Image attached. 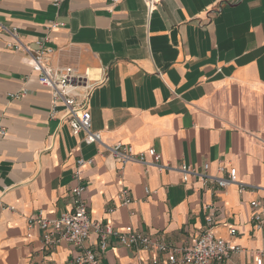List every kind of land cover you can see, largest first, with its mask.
<instances>
[{
	"label": "crops",
	"instance_id": "0c3cea01",
	"mask_svg": "<svg viewBox=\"0 0 264 264\" xmlns=\"http://www.w3.org/2000/svg\"><path fill=\"white\" fill-rule=\"evenodd\" d=\"M54 2L0 0V264H64L76 254L65 242L44 249L27 219L70 210L77 185L86 188L91 218L118 230L132 226L183 246L204 230L205 208L214 206L211 232L244 250L224 264L264 252V224L250 208L254 200L264 206V0H161L152 14L141 0ZM13 32L31 50L48 48L51 69L71 67L93 82L91 129L103 144L135 154L153 148L173 170L138 162L121 170L101 146L50 118L49 91L28 56L13 49ZM79 158L92 163L75 180ZM180 165L210 178L234 168L252 188L239 194L235 184L219 188L212 179L183 183ZM122 189L128 205L118 200ZM94 242L91 235L84 246L94 250ZM101 259L155 264L157 255L110 241Z\"/></svg>",
	"mask_w": 264,
	"mask_h": 264
},
{
	"label": "built area",
	"instance_id": "2783aa9c",
	"mask_svg": "<svg viewBox=\"0 0 264 264\" xmlns=\"http://www.w3.org/2000/svg\"><path fill=\"white\" fill-rule=\"evenodd\" d=\"M122 0H107L110 5H116ZM148 11L152 14L158 7L161 0H141ZM58 0L54 4L57 5ZM15 51H23L31 62V69L37 75L38 83L46 88L50 94L51 113L50 118L65 122L73 136L82 134V142L86 145L97 144L101 146L109 156L117 160L121 166L131 162H138L146 167L155 166L159 170H173L170 166L163 165L161 156L153 148L144 153L135 154L127 145L117 144L106 146L102 143L98 132L91 129V115L88 108L90 93L94 87L93 82L86 76L74 73L71 67L53 70L46 64L50 50L42 45L37 50H31L22 45L13 32ZM11 47V46H10ZM5 131L0 129V135ZM149 158V159H147ZM92 161H85L79 158L73 171V178L79 180V169L84 164H91ZM208 166H204V171ZM181 174L183 183L190 179L198 178L205 182L212 179L219 188H225L230 184L237 186L239 194L244 193L252 186L240 183L237 180L236 170L230 168L226 172V177L210 178L207 174H200L194 168L180 165L177 168ZM223 171V169H221ZM86 188L77 185L70 190L71 208L62 212L57 218H46L43 212L38 211L27 219L29 228L38 227L41 232V244L46 250H51L61 243H69L76 248V254L67 259L64 264H102L101 256L106 251L110 241H115L118 245L145 251L157 255L155 264H224L230 260L234 254L244 252L239 246L231 244L220 237L214 235L211 230L217 224L219 216L218 208L209 206L205 208L204 230L190 243L183 246H175L165 243L162 239H155L149 235L127 226L122 230L113 227L109 222L93 220L90 216L88 206L84 199ZM149 191L146 190V193ZM120 205L130 203V193L127 189H122L118 193ZM3 203L0 196V208ZM252 218L259 227L264 224V217L258 211L264 210L260 201L254 200L250 203ZM218 213V215H217ZM264 214V213H263ZM228 233L234 236L237 230L228 226ZM91 235L95 236L94 246L96 249L86 248L85 242ZM250 260L245 264H264V252H249Z\"/></svg>",
	"mask_w": 264,
	"mask_h": 264
}]
</instances>
